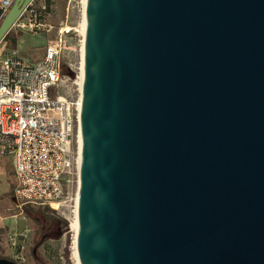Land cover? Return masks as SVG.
I'll return each instance as SVG.
<instances>
[{
	"label": "water",
	"instance_id": "obj_1",
	"mask_svg": "<svg viewBox=\"0 0 264 264\" xmlns=\"http://www.w3.org/2000/svg\"><path fill=\"white\" fill-rule=\"evenodd\" d=\"M84 14L77 263L264 264V0Z\"/></svg>",
	"mask_w": 264,
	"mask_h": 264
},
{
	"label": "built area",
	"instance_id": "obj_2",
	"mask_svg": "<svg viewBox=\"0 0 264 264\" xmlns=\"http://www.w3.org/2000/svg\"><path fill=\"white\" fill-rule=\"evenodd\" d=\"M12 2L0 0V23ZM35 2L27 6L13 28L49 34L53 28L47 19L52 12L43 1L35 8ZM26 11L30 15L20 23ZM66 28H60L57 38L48 41L39 60L21 58L7 42L0 43V157L11 160L14 208H43L70 221L76 218L79 196L80 162L75 150L82 83L79 77L72 82L77 86V98L73 91L67 96L59 95L60 85L70 82L62 75L60 60L63 36L76 33L82 50L85 26L83 33ZM9 244L17 246L15 235ZM15 261L25 264L20 254H16Z\"/></svg>",
	"mask_w": 264,
	"mask_h": 264
},
{
	"label": "rangeland",
	"instance_id": "obj_3",
	"mask_svg": "<svg viewBox=\"0 0 264 264\" xmlns=\"http://www.w3.org/2000/svg\"><path fill=\"white\" fill-rule=\"evenodd\" d=\"M42 1L45 3L46 8H49L52 12L47 22L53 30L49 34H31L18 28H12V32L19 35L15 49L12 50L21 58L30 60L41 59L48 41L55 40L58 36V30L64 26L72 27L79 32L77 26L82 19V0H71L70 2L69 0H36L34 7L39 8ZM29 15V11H26L20 23L26 22ZM63 42L60 60L61 71L62 75L70 79V82L66 83V85L61 84L58 93L61 96H67L72 94L73 91V95H76L74 97L77 98L78 93L74 92L77 86L73 85L72 82H75L76 77L80 76L81 48L78 36L76 33L64 35ZM8 47L10 46L8 45ZM70 72L74 73V77L68 75ZM76 83L79 84V82ZM75 152L78 155V147H76ZM9 169H11L10 158L0 157V173L2 171L0 174V188L3 185L1 180H3L5 173L8 176ZM29 209L32 210V213L34 211L36 213L32 215L34 239L27 254L28 264H78L75 256L76 234L71 228L74 217L70 218V221H66L65 226L61 228L60 223L57 222L60 218L49 210L43 208Z\"/></svg>",
	"mask_w": 264,
	"mask_h": 264
},
{
	"label": "crops",
	"instance_id": "obj_4",
	"mask_svg": "<svg viewBox=\"0 0 264 264\" xmlns=\"http://www.w3.org/2000/svg\"><path fill=\"white\" fill-rule=\"evenodd\" d=\"M8 176L5 173L1 180L3 185L0 188V259L16 262V254H20L25 258V264H28L27 254L34 239L33 218L27 213V209L19 211L14 208L12 190L15 181L12 167L9 169ZM12 235L16 236L15 248L10 247L9 244Z\"/></svg>",
	"mask_w": 264,
	"mask_h": 264
},
{
	"label": "bare ground",
	"instance_id": "obj_5",
	"mask_svg": "<svg viewBox=\"0 0 264 264\" xmlns=\"http://www.w3.org/2000/svg\"><path fill=\"white\" fill-rule=\"evenodd\" d=\"M84 10H85V0H82V19H81V22L79 23V25L77 26L79 29V32L83 33L84 31V26H85V14H84ZM67 30H68V26H66ZM81 50V49H80ZM83 68H84V59H83V51L81 50L80 51V63H79V71H80V76L79 78L82 79V73H83ZM80 142H81V132H80V129H78V159H79V162H80ZM77 227H78V220L75 218L73 220V222L71 223V228L75 231V234H76V231H77ZM76 256V255H75Z\"/></svg>",
	"mask_w": 264,
	"mask_h": 264
},
{
	"label": "trees",
	"instance_id": "obj_6",
	"mask_svg": "<svg viewBox=\"0 0 264 264\" xmlns=\"http://www.w3.org/2000/svg\"><path fill=\"white\" fill-rule=\"evenodd\" d=\"M18 37H19V35L14 34V33L12 32V30H10L9 33L5 36L3 42H7L8 45L10 46L9 48H11V49H15V45H16V42H17V40H18ZM9 43H10V44H9ZM68 75H69L70 77H74V73H73V72L68 73ZM13 187H14V186H13ZM29 208H31V207H25V209L28 210L27 213H29V215H33V213H36L35 211L32 213V210H30ZM46 210H47V209H46ZM56 220H57V219H56ZM57 222L60 223L61 228H62L63 226H65V224H66V221L63 220L62 218L58 219ZM10 261H12V260H10Z\"/></svg>",
	"mask_w": 264,
	"mask_h": 264
}]
</instances>
